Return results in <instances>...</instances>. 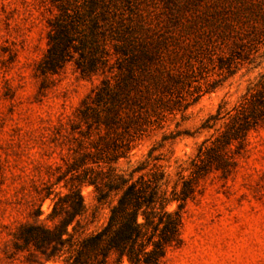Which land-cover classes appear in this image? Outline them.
Instances as JSON below:
<instances>
[{"label":"trees","instance_id":"trees-1","mask_svg":"<svg viewBox=\"0 0 264 264\" xmlns=\"http://www.w3.org/2000/svg\"><path fill=\"white\" fill-rule=\"evenodd\" d=\"M49 2L56 13L38 74L47 78L72 63L82 77L101 80L70 120L68 159L36 193L35 222L22 225L15 239L40 264H163L167 250L181 245V210L195 181L211 168L227 170L225 150H242L248 133L264 126V71L170 192L160 166L135 179L113 166L167 116L208 92L209 70L231 76L255 59L264 46V0H176L165 19L147 10L138 16L134 0ZM83 186L94 188L98 202L115 195L105 223L89 234L81 227ZM46 199L50 211L40 222Z\"/></svg>","mask_w":264,"mask_h":264},{"label":"rangeland","instance_id":"rangeland-1","mask_svg":"<svg viewBox=\"0 0 264 264\" xmlns=\"http://www.w3.org/2000/svg\"><path fill=\"white\" fill-rule=\"evenodd\" d=\"M175 1L134 3L138 16L147 10L165 19ZM55 13L49 0H0V264H40L39 255L21 248L15 234L35 222L36 193L68 159L70 120L101 80L100 75L82 77L72 63L47 78L38 74ZM263 71L264 46L231 76L209 70V91L142 136L128 158L113 166L115 171L135 179L160 166L170 192L187 179L199 147L223 130L226 114ZM224 158L227 170L211 168L195 181L194 196L181 210V245L167 250L163 264H264V126L248 133L242 150H225ZM80 194L85 207L81 227L89 234L105 223L115 195L98 202L92 186L81 187ZM175 208L172 204L168 210ZM39 209L38 221L44 222L50 201Z\"/></svg>","mask_w":264,"mask_h":264}]
</instances>
